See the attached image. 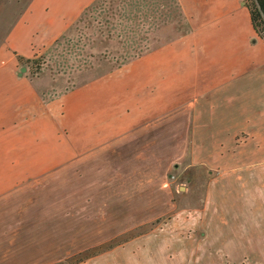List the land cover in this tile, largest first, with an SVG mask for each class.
<instances>
[{
	"label": "crops",
	"instance_id": "1",
	"mask_svg": "<svg viewBox=\"0 0 264 264\" xmlns=\"http://www.w3.org/2000/svg\"><path fill=\"white\" fill-rule=\"evenodd\" d=\"M95 1L30 0L0 41V264H49L72 239L168 215L159 247L127 243L130 264H264V40L248 8L159 0L151 15L175 5L193 25L119 64L50 58ZM37 57L53 64L34 74ZM188 168L206 175L199 204Z\"/></svg>",
	"mask_w": 264,
	"mask_h": 264
},
{
	"label": "rangeland",
	"instance_id": "2",
	"mask_svg": "<svg viewBox=\"0 0 264 264\" xmlns=\"http://www.w3.org/2000/svg\"><path fill=\"white\" fill-rule=\"evenodd\" d=\"M29 2L30 0H0V41L13 22L25 10ZM158 3L159 0H96L64 35L62 46L47 55L50 58L54 57L57 61H59V58L61 61L77 66L81 51L82 57L93 54L99 59H113L119 64V62L139 56L150 48L157 46L162 39H166L171 28L176 26L179 31H186L193 25L191 23L192 17L181 14L177 7L174 8L175 5L172 6L171 15L165 13L151 15L153 13L152 8L158 7ZM154 20H156L155 23H153ZM143 23L145 24L144 26ZM190 23L192 24L191 26ZM159 24L162 28L161 30H164L163 32L159 31L160 27L154 29V26L157 27ZM81 41H84V44H81ZM96 42L98 47L95 46ZM86 43L88 44L87 46H85ZM48 60L50 65H52V60H45V57H37L33 63L30 62L33 73L36 74L41 68L45 67ZM104 67L106 68V65ZM138 68L142 72V65ZM179 172L180 170L173 171L168 179L170 186L174 187L177 194L184 191V189H179L175 182L178 178L176 174ZM205 176L203 170L198 168L197 170L188 168L182 171V177L185 180L191 182L197 180L199 189L195 198L198 204L204 192ZM170 216H163L148 223L133 226L116 233L108 239H86L83 241L72 239L69 255L62 256L63 258L59 261L49 264L67 261L75 262V260L82 258L84 259L82 262L75 264H130V258L135 257L137 253H133V249L128 248L127 243L147 233H153L154 239L151 243L155 247H159L161 240H159L158 233L161 232ZM56 226L57 232L61 233H57V235L62 236V230L59 229L62 224H57ZM111 234L110 226L105 224L104 236ZM162 244V248H164L166 243ZM77 247L82 248L74 251ZM97 249L101 252L88 256V254L93 253ZM166 254L161 256L158 261H162L165 258L169 264L171 261L179 264H188L192 263L194 258L182 254L174 257L170 252H166ZM154 256L158 257L157 254H154ZM141 258H143L142 255L137 256L134 261L135 264H141L139 262ZM148 258V255H145L144 260ZM199 258L201 260L203 257L199 255ZM196 261L198 262V260Z\"/></svg>",
	"mask_w": 264,
	"mask_h": 264
},
{
	"label": "trees",
	"instance_id": "3",
	"mask_svg": "<svg viewBox=\"0 0 264 264\" xmlns=\"http://www.w3.org/2000/svg\"><path fill=\"white\" fill-rule=\"evenodd\" d=\"M245 6L248 8L249 13H250V18L252 25L258 34L260 38L264 40V0H245ZM20 60H24L22 57H20ZM112 246V245H111ZM110 248V247H108ZM99 251L98 249L94 251L93 253L88 254V256H93L98 254ZM87 258V257H84ZM84 259H77L75 262H59V263H54V264H75L82 262Z\"/></svg>",
	"mask_w": 264,
	"mask_h": 264
},
{
	"label": "water",
	"instance_id": "4",
	"mask_svg": "<svg viewBox=\"0 0 264 264\" xmlns=\"http://www.w3.org/2000/svg\"><path fill=\"white\" fill-rule=\"evenodd\" d=\"M242 3L245 4V1H243ZM23 70L25 71L26 70V67H23Z\"/></svg>",
	"mask_w": 264,
	"mask_h": 264
}]
</instances>
